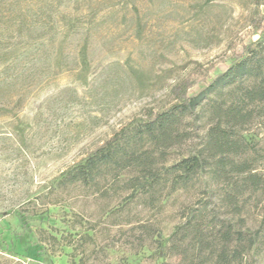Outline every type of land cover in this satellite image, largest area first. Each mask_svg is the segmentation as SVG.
Returning <instances> with one entry per match:
<instances>
[{
	"label": "rangeland",
	"instance_id": "obj_1",
	"mask_svg": "<svg viewBox=\"0 0 264 264\" xmlns=\"http://www.w3.org/2000/svg\"><path fill=\"white\" fill-rule=\"evenodd\" d=\"M263 15L264 0H0V264H224L229 225L258 234L232 264H264L263 192L233 210L209 175L152 195L134 194L133 173L112 168L95 184L57 185L130 121L173 105L181 80L229 64L230 45L255 41L251 19ZM258 84L217 90L178 119L172 146L144 140L137 151L169 167L221 121L245 139L243 158L264 182V101L245 96ZM188 221L197 232L184 239Z\"/></svg>",
	"mask_w": 264,
	"mask_h": 264
},
{
	"label": "trees",
	"instance_id": "obj_2",
	"mask_svg": "<svg viewBox=\"0 0 264 264\" xmlns=\"http://www.w3.org/2000/svg\"><path fill=\"white\" fill-rule=\"evenodd\" d=\"M257 39L247 44L230 45V63L217 69L212 76L209 70L187 76L171 90L176 102L161 111L149 110L143 118L134 119L100 146L81 157L78 161L60 173L58 187L96 183L97 177L107 168L114 170V176L121 172L133 173L131 190L134 194L152 195L169 186L171 191L183 188L202 175H209L221 183L224 190L223 202L233 210L240 208L247 193L260 191L264 193V182L254 172L250 158H243L248 152L244 138L232 139L230 133L221 125V121L208 130L203 143L189 154L166 168H157L153 157L146 152L137 151L136 145L148 140L156 149L172 146L181 135L174 130L178 119L185 114H195V110L212 93L233 85L238 79L253 78L259 84L246 92L250 102L264 101V81L260 77L258 50L264 48V15L252 18ZM253 64L249 65V62ZM261 83V85H260ZM228 118V114H226ZM241 112L232 119L236 124L242 123ZM231 156V157H230ZM247 156V155H246ZM234 157H242L234 161ZM116 178V177H114ZM186 223L180 227L183 238L188 231L196 234L195 224ZM256 232H244L229 225L220 234L221 249L218 257L224 264H232L251 250L257 242ZM246 242V244H244ZM231 244L230 255L226 249ZM201 245V241L199 242ZM203 248H206L203 247ZM226 248V249H225Z\"/></svg>",
	"mask_w": 264,
	"mask_h": 264
}]
</instances>
